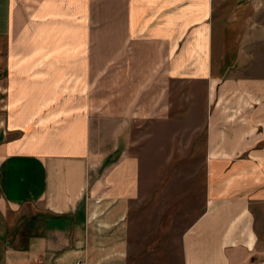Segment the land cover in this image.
Here are the masks:
<instances>
[{"label": "crops", "instance_id": "0c3cea01", "mask_svg": "<svg viewBox=\"0 0 264 264\" xmlns=\"http://www.w3.org/2000/svg\"><path fill=\"white\" fill-rule=\"evenodd\" d=\"M250 9V0H0V264H128L138 158L94 148L88 115L58 113L57 91L84 90L83 79L69 83L84 74L144 76L134 88L146 91L164 89L156 76L203 82L208 99L221 85L243 88L251 80L235 73ZM263 102L251 115L258 132L241 115L213 153L252 148L264 169ZM76 106L82 98L62 107ZM254 201L264 203V189L209 196L181 235L182 264H264ZM16 218L24 230L12 234Z\"/></svg>", "mask_w": 264, "mask_h": 264}, {"label": "rangeland", "instance_id": "374dc122", "mask_svg": "<svg viewBox=\"0 0 264 264\" xmlns=\"http://www.w3.org/2000/svg\"><path fill=\"white\" fill-rule=\"evenodd\" d=\"M250 2L252 37L242 43V61L235 73L251 80L248 84L245 79L243 88L221 85L217 98L208 99L203 82L162 84L156 76L154 88L164 89L146 91L134 88L144 84V76L84 74L67 76L73 87L83 79L84 90L57 91L58 113L88 115L94 148L103 146L107 152L116 145L109 160L123 155L138 158L140 193L129 211L128 264H182L181 235L204 210L209 196L253 197L256 191L263 192V165L258 170L257 156L250 154L255 149L235 156L213 153L215 147L218 151L224 147L222 132L241 127V115L248 118L249 132L257 131V118L251 115L264 101V0ZM91 45L84 44V52ZM253 78L262 81L257 88ZM66 97L73 104L82 98L84 107H62ZM253 141L250 138V146ZM253 206H258L256 224L263 233L264 257V203L254 201ZM23 230V221L12 219L10 233Z\"/></svg>", "mask_w": 264, "mask_h": 264}, {"label": "trees", "instance_id": "16d2710c", "mask_svg": "<svg viewBox=\"0 0 264 264\" xmlns=\"http://www.w3.org/2000/svg\"><path fill=\"white\" fill-rule=\"evenodd\" d=\"M109 162H110V161H109V160H107V161H106V164H108Z\"/></svg>", "mask_w": 264, "mask_h": 264}]
</instances>
